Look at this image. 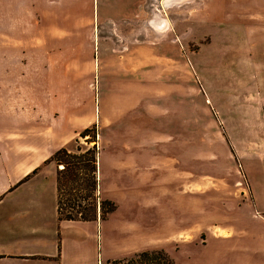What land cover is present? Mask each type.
<instances>
[{"label": "rangeland", "instance_id": "obj_1", "mask_svg": "<svg viewBox=\"0 0 264 264\" xmlns=\"http://www.w3.org/2000/svg\"><path fill=\"white\" fill-rule=\"evenodd\" d=\"M175 1L176 13H182L188 0ZM245 3L257 8L264 1ZM202 13L192 8L188 24L176 19L175 57L163 65L169 72L157 75V94L141 96L143 106L124 119L135 116L140 136L123 133L117 140L96 124L86 128L91 138L81 137L84 129L66 146L72 155L97 151L98 205L101 200L115 205L103 218L113 239L104 257L128 258L127 249L135 247L138 253L163 251L174 264H264V202H254L249 191L262 194L264 184L263 151L257 150L264 145V40L249 36L255 26L247 24L255 20L249 15L244 19L237 11L226 17L231 21L210 25L200 19ZM15 45L0 43V83L42 79L35 69L47 58H40L32 43L24 50ZM8 49L18 55L27 50L28 57H2ZM75 73L80 84L91 80L86 61L65 66L64 76ZM147 102L152 120L146 129ZM166 147L173 169L161 166ZM113 159L139 164L128 170L134 177L110 170ZM53 165L56 175L63 165Z\"/></svg>", "mask_w": 264, "mask_h": 264}, {"label": "crops", "instance_id": "obj_2", "mask_svg": "<svg viewBox=\"0 0 264 264\" xmlns=\"http://www.w3.org/2000/svg\"><path fill=\"white\" fill-rule=\"evenodd\" d=\"M247 1L188 0L182 13H176L175 0H0V43L21 44L23 50L32 43L38 56L47 58L35 69L42 79L7 87L0 83V264H104L126 259L104 257L113 239L100 213L96 221L60 219L54 165L44 163L90 125L97 124L117 140L123 133L141 135L135 116H130L131 122L124 119L143 106L141 96L148 100L157 94L156 77L169 72L163 65L169 66L175 57L176 19L188 24L192 8H199L205 17L200 19L210 25L249 15L255 19L247 22L255 25L249 36L264 40V3L250 8ZM4 52L2 57H28L27 50L19 55L10 49ZM80 59L92 71L91 80L82 84L76 73L64 76L65 66L77 65ZM49 74L52 80H47ZM7 89L13 92L4 93ZM151 105H144L146 129ZM261 105L264 108V96ZM166 149L167 162L161 161V166L173 169ZM257 150L263 151L264 161V145ZM133 166L135 170L139 164L118 159L108 163L122 177H134L128 171ZM261 177L263 182L264 167ZM249 191L254 202H264V184L262 194ZM127 253L131 257L137 248Z\"/></svg>", "mask_w": 264, "mask_h": 264}, {"label": "trees", "instance_id": "obj_3", "mask_svg": "<svg viewBox=\"0 0 264 264\" xmlns=\"http://www.w3.org/2000/svg\"><path fill=\"white\" fill-rule=\"evenodd\" d=\"M90 133V130L85 129L80 135L84 138H91ZM95 137L96 134L93 132L92 139ZM50 163H54L57 167L63 165V168L56 172L57 211L60 219L96 221L98 213L103 219L106 214L115 209V205L109 200H101L98 205L99 197L96 195L97 151L95 147L87 149L80 155H72L67 152L66 147H63L54 152L44 164ZM37 170H34L32 174H35ZM28 177L30 175L24 180ZM66 189L68 197H65ZM104 264H174V262L163 251H144L135 253L126 259L106 261Z\"/></svg>", "mask_w": 264, "mask_h": 264}, {"label": "bare ground", "instance_id": "obj_4", "mask_svg": "<svg viewBox=\"0 0 264 264\" xmlns=\"http://www.w3.org/2000/svg\"><path fill=\"white\" fill-rule=\"evenodd\" d=\"M169 1H172V0H169ZM180 1H182V0H180ZM162 24V23H161ZM160 27V26H159Z\"/></svg>", "mask_w": 264, "mask_h": 264}]
</instances>
